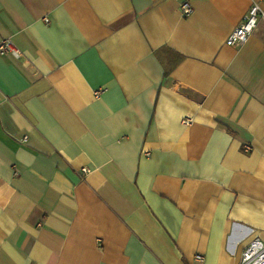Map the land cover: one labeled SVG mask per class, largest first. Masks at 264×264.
I'll return each instance as SVG.
<instances>
[{
    "label": "crops",
    "instance_id": "0c3cea01",
    "mask_svg": "<svg viewBox=\"0 0 264 264\" xmlns=\"http://www.w3.org/2000/svg\"><path fill=\"white\" fill-rule=\"evenodd\" d=\"M254 2L0 0V264H239L264 240V19L227 44Z\"/></svg>",
    "mask_w": 264,
    "mask_h": 264
},
{
    "label": "built area",
    "instance_id": "2783aa9c",
    "mask_svg": "<svg viewBox=\"0 0 264 264\" xmlns=\"http://www.w3.org/2000/svg\"><path fill=\"white\" fill-rule=\"evenodd\" d=\"M181 12L184 16H190L194 12V8L189 2H184L181 5ZM261 19H264V9L259 2H254L243 16L241 22L230 33L227 44L230 46H241L246 43L253 35ZM44 20L50 22L48 18ZM0 53H11L16 57L20 56V51L14 42L9 38L3 37H0ZM100 94L101 90H97L96 96ZM185 122H190V119H186ZM245 151H250V148L246 147ZM197 259L203 260L204 257L197 255ZM239 264H264V240L260 237L254 238L243 250Z\"/></svg>",
    "mask_w": 264,
    "mask_h": 264
}]
</instances>
